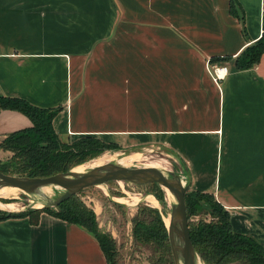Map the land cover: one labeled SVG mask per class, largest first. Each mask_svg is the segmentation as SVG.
I'll use <instances>...</instances> for the list:
<instances>
[{"label":"crops","instance_id":"0c3cea01","mask_svg":"<svg viewBox=\"0 0 264 264\" xmlns=\"http://www.w3.org/2000/svg\"><path fill=\"white\" fill-rule=\"evenodd\" d=\"M231 3L0 0V94L61 106L53 124L65 140L161 142L183 160L192 188L215 195L235 230L264 243V54L235 64L264 34V0H237V12ZM221 64L228 74L216 79ZM31 124L2 108L0 143ZM0 264L109 260L92 231L41 211L36 222L0 219Z\"/></svg>","mask_w":264,"mask_h":264},{"label":"trees","instance_id":"16d2710c","mask_svg":"<svg viewBox=\"0 0 264 264\" xmlns=\"http://www.w3.org/2000/svg\"><path fill=\"white\" fill-rule=\"evenodd\" d=\"M237 0H232L231 10L237 12ZM264 53V34L248 44L235 58L237 69L254 66ZM229 58L227 56L225 59ZM212 59H218L213 57ZM211 59V61H212ZM220 59H224L220 57ZM2 108H13L24 111L31 118L32 124L8 132L0 143V148L9 149L12 154L0 164V170L29 176L50 175L65 172L75 164L83 162L86 153L94 148H122L114 142L106 141L96 135H81L75 140L63 139L53 124L54 117L61 106L43 107L30 102L22 96L0 94V111ZM181 159V158H180ZM182 163L183 160L181 159ZM189 174L187 166L183 165ZM154 184L159 182H153ZM187 211L192 241H194L199 255L206 264H264V243L250 233L234 229L231 224L230 212L216 199L215 195L207 191L192 188L186 193ZM75 194L66 197L64 201L53 208L46 205L43 208L28 207L20 212L0 210V219L7 216L28 215L36 222L41 211L52 212L64 219L83 225L92 231L102 244L109 264L111 255L115 253V239L99 228L96 214L83 200H77ZM163 202L165 198L158 193ZM203 199V201H202ZM143 204L141 203L140 206ZM210 211L212 218L194 221L191 214L202 209ZM134 218L135 240L142 244L152 243L161 260L165 255H172L169 238V227L166 225L162 212L156 207L144 206ZM155 258V256H152ZM155 260V259H154Z\"/></svg>","mask_w":264,"mask_h":264},{"label":"rangeland","instance_id":"374dc122","mask_svg":"<svg viewBox=\"0 0 264 264\" xmlns=\"http://www.w3.org/2000/svg\"><path fill=\"white\" fill-rule=\"evenodd\" d=\"M263 54L264 53H262V55ZM73 140H75V138ZM115 151L121 155L130 153V151L141 152V159L139 162H136L138 165L160 160L165 165L160 167L165 168L167 171L173 169L180 172L182 180L185 184L190 179L189 174L183 166L178 154L166 145H162L159 141L140 143L136 145H124L122 148L118 149H114L113 147L105 149L94 148V150L85 154V160L83 162H80V164L77 165L75 164V166L70 169L83 165L86 166L84 169L88 170L96 165L92 164L95 163L94 161L100 155ZM11 154L12 151L9 154H0V164L5 159L9 158ZM110 160L105 159L102 163L110 162ZM53 187L54 193L51 194H46L42 188H40L35 193L21 191L17 196L0 195V210L4 213L6 211L20 212L22 209L28 207H39L36 205L39 202L42 203L40 208H43L47 204H50V206L55 208L56 205L53 204L55 197L63 193L65 189L61 191L56 189L54 185ZM191 189L192 187L190 190ZM158 193H162L165 201L162 202L159 199ZM75 196L77 200H83L90 208L93 209L96 214V221L99 228L105 233H108L110 236L113 235L116 250L110 257L111 264H176L175 257L168 254L165 255L168 257L165 260H161L160 258L158 260V254L163 253L161 250L155 251L154 253L155 245L152 243L142 244L141 242L135 240L134 218L137 216L138 212L144 210L143 207L145 205L158 208L159 211L162 212L165 222L166 216H168L169 212L171 217V209L173 204L177 201V198L174 196L172 191L168 194L166 188L160 182L156 184L153 182L137 183L127 179H111L96 185L83 187L78 193H75ZM120 197L125 201L120 200ZM152 201L155 202L153 203ZM9 202H15V206L12 208L2 207V205ZM141 203L143 204L142 206H140ZM190 218L194 221H199L203 218H212V214L210 211L203 208L200 212L196 210V212L192 213ZM168 224L166 223L167 226ZM152 256H155V258ZM201 262L206 264L203 259H201ZM226 264L239 263L234 262Z\"/></svg>","mask_w":264,"mask_h":264},{"label":"water","instance_id":"95a60500","mask_svg":"<svg viewBox=\"0 0 264 264\" xmlns=\"http://www.w3.org/2000/svg\"><path fill=\"white\" fill-rule=\"evenodd\" d=\"M111 179H127L137 183L157 181L163 186H167L177 198L172 206L170 223L168 224L169 238L176 264L201 263L202 257L191 238L185 196L191 188L192 181L189 179L185 184L178 171L173 169L167 171L160 166L123 165L115 160L96 164L85 171L79 172L72 168L65 172L51 173L50 175L29 176L0 170V187L5 185L24 187L26 192L35 193L45 185H61L65 188V191L55 197L54 205H58L66 197L78 193L83 187L96 185Z\"/></svg>","mask_w":264,"mask_h":264},{"label":"bare ground","instance_id":"6f19581e","mask_svg":"<svg viewBox=\"0 0 264 264\" xmlns=\"http://www.w3.org/2000/svg\"><path fill=\"white\" fill-rule=\"evenodd\" d=\"M105 159H108V160L113 159V160H116L117 162H119V163H121L123 165L126 164V165H130V166H133V165L134 166H140V165L141 166H163L164 165L160 160H155V161H152V162H148V163H145V164L138 165V163H136V162H139L140 159H141V152H138V151H130V153H126L125 155H121L117 151L110 152V153H105L103 155H100L94 161L95 163L92 164V165L100 164V163L104 162ZM161 159H163V158H161ZM84 167H86V166L79 165V166L73 168V170L79 171V172L80 171H84L85 170ZM53 185L58 190L63 191L65 189L61 185L50 184V185L43 186L42 187V190L46 194L54 193V189H53L54 187H53ZM164 187L166 188V190H167V192L169 194L171 192L170 189L167 186H164ZM21 191L24 192V191H26V189L24 187H17V186H12V185H5V186L0 187V195H3V196H5V195L17 196L18 193H20ZM119 199L122 200V201H125V200L121 199V197ZM152 202L154 203L155 201H152ZM36 205L40 207V206H42V203L39 202ZM14 206H15V202H9V203H5L4 205H2V207H5V208L6 207L12 208ZM169 222H170V212L168 213V216H166V223L168 224ZM200 264H205V263L201 262Z\"/></svg>","mask_w":264,"mask_h":264},{"label":"built area","instance_id":"2783aa9c","mask_svg":"<svg viewBox=\"0 0 264 264\" xmlns=\"http://www.w3.org/2000/svg\"><path fill=\"white\" fill-rule=\"evenodd\" d=\"M228 66L221 64V65H213L212 66V74H214V77L216 79H219L220 77L225 76L226 74H228Z\"/></svg>","mask_w":264,"mask_h":264}]
</instances>
